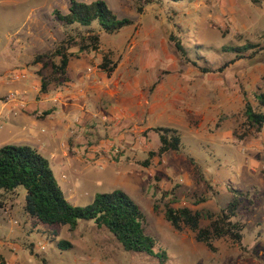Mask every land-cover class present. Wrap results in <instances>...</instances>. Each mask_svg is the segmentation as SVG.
I'll use <instances>...</instances> for the list:
<instances>
[{"label": "rangeland", "instance_id": "obj_1", "mask_svg": "<svg viewBox=\"0 0 264 264\" xmlns=\"http://www.w3.org/2000/svg\"><path fill=\"white\" fill-rule=\"evenodd\" d=\"M69 1L0 0V88L9 87L0 93V104L13 99L10 91L16 93L14 100L26 94L34 101L45 99L49 107L57 103L54 97L60 92L81 93L84 111L65 115L72 125L83 118L77 124L82 132L87 130L85 149L77 153L82 158L62 173L53 155H62L68 130L62 137L57 129L50 130L48 137L54 139L39 147L6 135L3 127L9 123L2 126L1 113L0 146L36 148L50 160L73 204H91L98 192L123 189L141 206L147 232L168 251L169 259L161 263L127 252L110 232L87 220L75 230L63 227L60 237L74 247L59 250L40 228L32 227L24 211L27 191L19 186L14 191L0 189V264H264V126L256 131L245 112L248 104L264 111L257 98L264 93V50L223 71L200 68H217L232 59L231 53L220 50L223 45L264 39V0L151 2L141 11L137 0H106L133 24L118 33H101L98 51L70 48V81L52 83L48 93H40L41 73L47 75L51 69L40 72L33 59L75 34L55 14L66 13ZM172 34L188 47L200 45L199 65L175 48ZM103 54L117 62L110 76L100 67ZM61 110L57 117L64 114ZM157 126L178 129L181 150L157 154L161 144L153 129ZM230 186L249 195L240 207L246 249L219 239L213 252L197 241L193 231L177 230L166 220L164 210L172 200L173 207L199 210L207 224L208 214L219 213L233 199ZM7 249L17 257L10 259Z\"/></svg>", "mask_w": 264, "mask_h": 264}, {"label": "trees", "instance_id": "obj_2", "mask_svg": "<svg viewBox=\"0 0 264 264\" xmlns=\"http://www.w3.org/2000/svg\"><path fill=\"white\" fill-rule=\"evenodd\" d=\"M164 1L169 3L179 0H137L138 10L141 11L144 4ZM55 14L64 27H73L75 34L58 43L51 52L35 55L33 64L40 65V72L46 68L51 69L47 75L41 73L40 93H48L52 83L63 85L70 81L69 64L73 56L70 48L77 46L79 52L98 51L101 33H118L134 22L130 17L120 16L106 0H70L66 13L56 10ZM170 38L187 61L199 65L198 60L202 59L198 50L200 45L188 47L175 35H170ZM220 50L231 53L233 58L217 68L200 65L202 71H223L240 59L258 55L264 50V39L261 42L245 40L242 44L223 45ZM116 66L117 62L108 54H103L100 67L108 76ZM257 98L264 104V93L258 94ZM51 110H46L44 114H49ZM245 112L254 129L261 132L264 111L257 112L248 104ZM153 129L159 132L161 141L157 154L181 150L182 140L178 129L166 126ZM150 154L156 153L151 151ZM19 186H24L27 191L24 211L32 222V227L40 228L59 250L67 251L74 247L71 241L60 237L63 227L69 226L71 230H75L81 220H87L110 232L127 252L152 256L161 263L169 259L168 251L159 246L156 238L147 232L141 206L123 189L98 192L91 204H73L64 195L48 158L30 145L4 144L0 146V189L14 191ZM230 190L234 193L233 199L219 213L208 214L207 224L202 223V213L199 210L189 206L173 207L170 205L172 200L166 204L165 218L177 230L188 228L193 231L197 241L213 252L217 251L215 243L219 239L229 240L246 249L243 245L246 223L240 215V207L244 198L249 195L240 188L230 186ZM154 208L159 209V205L156 203ZM31 250L33 251L32 248Z\"/></svg>", "mask_w": 264, "mask_h": 264}, {"label": "crops", "instance_id": "obj_3", "mask_svg": "<svg viewBox=\"0 0 264 264\" xmlns=\"http://www.w3.org/2000/svg\"><path fill=\"white\" fill-rule=\"evenodd\" d=\"M9 87L0 88L1 92H6ZM11 90V89H10ZM13 91H10V93ZM82 94L75 92L74 90H68L65 92H60L57 94L54 99L57 101L55 105L49 107L44 102L45 99H30L29 95L22 94L19 100L17 101L14 98L9 100L7 103L0 104V113L3 114V124L9 123L5 129V133L8 136H12L16 139H21L29 141L33 144H37L41 147L42 142L48 141L54 138L48 137V132L52 129H57V135L59 137L65 136L64 133L67 131V140L62 141L61 149L62 155L55 153L53 159L55 163L62 168V173H65V168L74 167V162L79 161L82 157L77 153H82L85 149L84 142V132L81 131L77 124L82 122V119L79 118V121H76L72 125L66 121L65 113H72L78 109L84 111V106L82 102ZM20 106L27 107L21 109ZM61 108V117H57L58 109ZM48 109H52L51 112L43 116L44 112ZM44 119H48L44 121ZM43 121V122H42ZM83 123H88L83 120ZM90 130V129H88ZM5 143V142H3ZM93 148L91 154H94ZM78 155V156H77ZM5 254L13 259L17 257V253L13 252L12 249L5 250Z\"/></svg>", "mask_w": 264, "mask_h": 264}, {"label": "built area", "instance_id": "obj_4", "mask_svg": "<svg viewBox=\"0 0 264 264\" xmlns=\"http://www.w3.org/2000/svg\"><path fill=\"white\" fill-rule=\"evenodd\" d=\"M10 96H11L12 98H15V96H16V93H14V92H11V93H10ZM76 121H79V118H77V119H76Z\"/></svg>", "mask_w": 264, "mask_h": 264}]
</instances>
